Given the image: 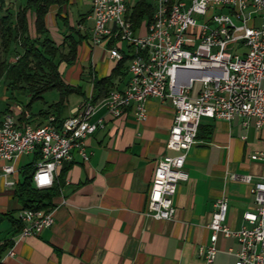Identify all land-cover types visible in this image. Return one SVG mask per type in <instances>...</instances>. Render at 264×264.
I'll return each instance as SVG.
<instances>
[{
    "label": "crops",
    "instance_id": "1",
    "mask_svg": "<svg viewBox=\"0 0 264 264\" xmlns=\"http://www.w3.org/2000/svg\"><path fill=\"white\" fill-rule=\"evenodd\" d=\"M92 1L65 0L52 5L46 16L49 37L56 45L61 46L70 35L80 40L75 60L62 62L59 69L66 82L80 86L82 93L71 95L63 106L50 108L60 101V93L49 91L28 110L25 106L31 94L12 92L3 83L0 125L8 113L22 122L29 114L28 121L35 126L46 124L41 111H53L65 119L93 98L96 80L112 74L118 62L110 58L109 45L94 44L92 39ZM146 19L136 27L141 34L146 32ZM31 31L35 35L33 18ZM121 50L132 56L128 44H121ZM128 80L126 69L124 77L115 79V89H125ZM103 100L95 101L91 118L102 125L84 144L88 161L74 150L72 159L58 168L54 185L47 188L58 190L52 199L55 223L40 234L23 237L12 221L23 209L16 186L23 181V170L35 160V153L11 161L0 159V238L14 241L3 263L207 264L198 250L210 242L209 224L217 200L229 198L227 221L234 230L245 224L246 212L257 209L253 184L242 177L264 180V164L250 157L264 152V125L258 128L255 119L246 124L243 117L232 121L204 117L186 159L189 179L179 185L176 214L171 220H160L147 215L148 200L158 161L177 155L167 146L174 106L170 100L149 98L147 116L139 120L132 109L124 116H113ZM6 165L16 167V177L5 175ZM12 178L16 184L10 186L7 181ZM217 246L213 264H236V256L230 252L238 248L234 238L221 237Z\"/></svg>",
    "mask_w": 264,
    "mask_h": 264
},
{
    "label": "built area",
    "instance_id": "2",
    "mask_svg": "<svg viewBox=\"0 0 264 264\" xmlns=\"http://www.w3.org/2000/svg\"><path fill=\"white\" fill-rule=\"evenodd\" d=\"M138 1L93 0L92 39L97 45L107 43L116 62L124 56L121 44L132 49L127 86L112 89L103 100L110 114L120 117L132 109L137 119L144 120L145 104L153 97L170 100L174 106L167 146L177 155L158 161L147 209L148 216L171 220L179 185L189 179L186 159L202 119L243 117L246 124L255 119L258 128L264 125V0H174L172 22H164L167 0H146L153 6L154 29L146 27L141 34L133 27V33H125V26H132L131 5ZM121 7H128V14H121ZM95 110L89 99L61 122L51 114L42 126L31 124L29 114L23 122L6 114L0 125V159L11 161L40 150L33 183L38 189L52 187L58 168L72 159L74 150L88 161L85 140L102 125L91 122ZM250 157L264 164V152ZM4 170L6 176L18 174L14 165ZM242 179L253 184L257 209L246 212L245 224L234 230L227 221L229 198L217 200L209 224L210 242L198 250L207 264L215 261L221 237L236 240L238 248L230 249L236 264H264V180L254 182L253 175ZM7 184L13 186L16 180ZM19 218L23 237L38 235L55 223L53 208L22 209Z\"/></svg>",
    "mask_w": 264,
    "mask_h": 264
},
{
    "label": "trees",
    "instance_id": "3",
    "mask_svg": "<svg viewBox=\"0 0 264 264\" xmlns=\"http://www.w3.org/2000/svg\"><path fill=\"white\" fill-rule=\"evenodd\" d=\"M64 1L0 0V40L3 47L0 56V86L4 83L12 92L25 91L31 94L25 109H32L34 103L44 99V95L49 91L55 90L60 93V101L51 104L50 108L63 106L71 95L82 93L80 86L66 82L59 69L62 62L71 64L75 60L80 40L77 41L73 35H70L61 46H58L49 37L46 28V16L50 7L62 4ZM152 16L153 6L146 0H140L132 7L134 27H139L146 18L149 26ZM32 18L35 35L31 31ZM11 58L14 60L12 61ZM130 59L131 56L125 54L109 77L95 81L92 98L94 103L101 97L105 98L109 91L115 89V79L126 75ZM51 114L56 116L57 122L63 120L53 111L39 113L46 117V122ZM29 122L32 123L30 120ZM41 158V151L37 150L35 160L23 170V181L16 186V194L23 209L48 210L52 208V199L58 193L55 186L51 189H38L33 183L36 164ZM12 221L20 232L24 226L21 219ZM13 245V239L0 238V264H4L3 256L12 249Z\"/></svg>",
    "mask_w": 264,
    "mask_h": 264
},
{
    "label": "bare ground",
    "instance_id": "4",
    "mask_svg": "<svg viewBox=\"0 0 264 264\" xmlns=\"http://www.w3.org/2000/svg\"><path fill=\"white\" fill-rule=\"evenodd\" d=\"M121 14H128V7H121ZM176 15L175 1L167 0L166 9L164 10V22H172ZM149 23V22H148ZM134 24L132 26H125V33H133ZM147 29H154V21L152 20ZM55 183V176L53 177V185Z\"/></svg>",
    "mask_w": 264,
    "mask_h": 264
},
{
    "label": "rangeland",
    "instance_id": "5",
    "mask_svg": "<svg viewBox=\"0 0 264 264\" xmlns=\"http://www.w3.org/2000/svg\"><path fill=\"white\" fill-rule=\"evenodd\" d=\"M0 16H1V14H0ZM2 53H3V47L1 46V40H0V56H2ZM11 59H12V61L14 60V58H11ZM196 85L198 86L199 84H196Z\"/></svg>",
    "mask_w": 264,
    "mask_h": 264
}]
</instances>
